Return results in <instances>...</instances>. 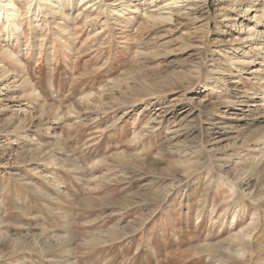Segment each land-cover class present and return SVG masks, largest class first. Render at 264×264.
Instances as JSON below:
<instances>
[{"label": "rangeland", "instance_id": "obj_1", "mask_svg": "<svg viewBox=\"0 0 264 264\" xmlns=\"http://www.w3.org/2000/svg\"><path fill=\"white\" fill-rule=\"evenodd\" d=\"M14 1L0 264H264V18L248 0H61L53 16L54 1ZM145 7L179 20L145 32ZM250 225L244 256L233 237Z\"/></svg>", "mask_w": 264, "mask_h": 264}, {"label": "bare ground", "instance_id": "obj_2", "mask_svg": "<svg viewBox=\"0 0 264 264\" xmlns=\"http://www.w3.org/2000/svg\"><path fill=\"white\" fill-rule=\"evenodd\" d=\"M51 1H54V3L52 4V5H50L49 6V8H52V11H53V14H52V16L53 15H56V13H59V11H60V9H59V4L61 5V0H60V3L58 2V3H55L56 1L55 0H38V2H37V7L38 6H44V8H46L47 6L45 5V2H51ZM81 1H83V0H81ZM117 0H113L112 2H116ZM136 1V0H135ZM155 1H157V0H152V2H155ZM163 3H165L162 7H170V8H167L168 10H174V8H176V7H179V6H174V5H178L179 3H184V2H187L188 4H184V5H182L183 7L182 8H184L185 6H190V1H192V0H161ZM230 1V3H231V5L233 4V5H235L236 3H238V1L237 0H229ZM257 1V0H256ZM15 1L14 0H6V1H3V4L2 5H0V13H1V11H2V13L0 14L1 15V19H5V22L6 23H9V21H10V19L12 18V17H15L16 16V13H15V3H14ZM159 2V1H158ZM197 2H199V1H197ZM0 3H1V1H0ZM63 3V2H62ZM255 2H250V0H248V2L246 1V10L244 11V17L245 16H248V15H250V14H253L254 13V15L251 17V18H254V19H256V21H259V19H261L262 17L264 18V6H263V4H262V7L259 9V8H257L256 6L258 5V3L257 4H254ZM263 3V2H262ZM70 3H68V5H69ZM259 4H261V3H259ZM83 5H87V3H85V4H83ZM95 5V3L92 5V6H94ZM132 5V4H131ZM130 5V3L129 2H121L120 4H117V7H119L118 9L117 8H114L113 6L114 5H109V6H107L106 4H105V1L104 2H101V4H100V10H101V12H103V8L104 7H109L110 9H111V14L112 15H116V16H119L120 14H122L123 13V15H124V13L125 12H127V13H129L131 10H136L137 11V6H134V7H132ZM150 5V4H149ZM180 5V4H179ZM56 6V7H55ZM192 6V5H191ZM99 7V6H98ZM232 7V6H231ZM148 8H150V7H145V10L146 11H144V17H145V22H144V24H142V25H144L143 27H141L142 28V30H144L145 32L146 31H149V30H152V29H154V27L156 26V25H164V24H166V25H168V24H170L172 21H177V20H179L178 18L179 17H177V16H173L175 19H173L172 18V15L171 14H169V13H164V9H166V8H161V9H157V10H155V11H148L147 9ZM188 8V7H187ZM260 11L261 13H260V15H256V14H258L256 11ZM133 11H131V13H133ZM101 12L100 13H98L97 15H99V14H101ZM166 12V11H165ZM256 12V13H255ZM173 13V12H172ZM142 14V15H143ZM18 15V14H17ZM59 15H61L60 13H59ZM180 16V15H179ZM90 16L89 15H87L86 16V19H88ZM124 17V16H123ZM16 18V17H15ZM14 18V19H15ZM16 19H19L18 17L16 18ZM237 20V19H236ZM264 20V19H263ZM18 21V20H17ZM125 21V20H124ZM88 22H89V26H91V27H93V26H95V25H97L98 24V18H96V19H90V20H88ZM105 22V21H104ZM11 23V22H10ZM115 23H116V26L118 25V26H124L123 24H124V22H123V20L121 21L119 18H116L115 19ZM12 25H13V27H11V30H10V32H11V35L12 34H14V31H16L17 29L19 30V26L20 25H18L17 24V22H14L13 21V23H11ZM9 25V24H8ZM101 27H104V24L101 26ZM22 28V27H21ZM240 28H242V26L240 27ZM239 28V29H240ZM135 29V28H134ZM104 30V29H103ZM102 30V31H103ZM22 31V30H21ZM101 31V30H100ZM257 30H256V27H254L253 29H252V33H251V35L253 34V33H255ZM250 34V33H249ZM261 34V33H260ZM19 36V35H18ZM154 36V35H153ZM157 37V36H156ZM261 37V36H260ZM59 38V37H58ZM107 39V38H106ZM256 39H258L257 37H256ZM155 40V39H154ZM259 40V39H258ZM151 43V42H150ZM165 52V51H164ZM169 53V52H168ZM148 54V53H147ZM14 56L15 55H7L6 56V59H10V60H8V61H6L5 63H9L8 65H6L4 68L3 67H1V68H3V70H2V72L0 73V76H4V77H2V79L4 78L5 79V76H8L10 73H12V74H16V72H14L15 71V69H16V63L18 62L19 63V59L16 61V65L15 64H11L10 62H11V59L12 58H14ZM4 57V56H3ZM14 59H16V58H14ZM13 59V60H14ZM14 61V62H15ZM20 66V65H19ZM19 68V67H18ZM196 70V69H195ZM196 71H198V70H196ZM206 74V73H205ZM209 76V75H208ZM208 76H206L207 78H208ZM15 77V76H14ZM13 77V78H14ZM12 77H11V79H13ZM1 79V78H0ZM18 79V78H17ZM13 80H15V79H13ZM14 82V81H13ZM117 86V85H116ZM7 87V86H6ZM257 94H258V92L257 91H252V93H250V95H249V99L251 100L250 102H253L254 101V99H256L257 98ZM34 95V94H33ZM160 100V99H159ZM164 100V99H163ZM248 105V104H247ZM29 107V106H28ZM27 107V108H28ZM167 107H169V106H164V105H160V104H158V107L156 108V110H158V111H161L162 110V112L164 113V112H166L167 111ZM218 110V109H217ZM23 112V111H22ZM29 112V111H28ZM216 115V114H215ZM16 117V116H15ZM21 117V116H20ZM10 124V123H9ZM22 124V123H21ZM179 128V127H178ZM16 132H17V130H15ZM19 132V131H18ZM167 134V133H166ZM6 135L8 136V134L7 133H5V136L4 137H6ZM212 138V137H211ZM3 140V139H2ZM4 141V140H3ZM213 141V140H212ZM209 142V141H208ZM214 142V141H213ZM7 148V146H1L0 145V150H4V149H6ZM250 150L249 151H253V150H255V149H253L252 150V148H249ZM174 150V149H173ZM241 153V152H240ZM0 155H1V153H0ZM2 156V155H1ZM240 156H242V153L240 154V155H237L236 156V158L237 159H239V157ZM0 158H2V157H0ZM235 159V158H234ZM215 167H218L217 169L218 170H220V171H222V165H220V164H218L217 166H215ZM237 167H233V166H230L229 168H228V171L229 172H232L234 169H236ZM216 169V170H217ZM206 171V170H205ZM227 171V172H228ZM220 173V172H219ZM224 174V173H223ZM224 175H226V173L224 174ZM228 175L229 174H227L226 176L228 177ZM206 178V177H205ZM177 189V188H176ZM235 217V216H234ZM1 225V224H0ZM254 231H255V228L254 227H252L251 225L250 226H247V228H246V230H245V232L243 231H241V232H239V233H237V234H235L234 235V239H235V241H237V242H239V244H240V249H242L243 250V255L245 256V254L246 253H248L247 251L248 250H250V247H251V245H252V241H253V238H254ZM2 233V232H1ZM0 233V234H1ZM7 233V232H6ZM8 235V234H7ZM13 240V239H12ZM11 241H10V239H9V237H7V236H0V244H9ZM255 242V241H254ZM14 243H16L15 244V246H14V248L16 249V247H17V241L16 240H14ZM257 244V243H256ZM261 244V243H260ZM6 246V245H5ZM19 247H21V246H19ZM58 247V246H57ZM242 247H244V248H242ZM22 248V247H21ZM50 249V248H49ZM257 249V248H256ZM259 249V248H258ZM5 250V249H4ZM17 250H18V247H17ZM16 250V251H17ZM20 250V249H19ZM32 250V249H31ZM41 250V249H40ZM7 251V250H6ZM251 251V250H250ZM234 252V251H233ZM236 252V251H235ZM239 252H240V250H239ZM47 253V252H46ZM1 254H2V252H1ZM4 255V254H3ZM2 255V256H3ZM242 255V254H241ZM1 256V257H2ZM9 256V255H8ZM1 257H0V259H1ZM5 257H7V255L5 256ZM222 263V262H221ZM218 264V263H217Z\"/></svg>", "mask_w": 264, "mask_h": 264}]
</instances>
